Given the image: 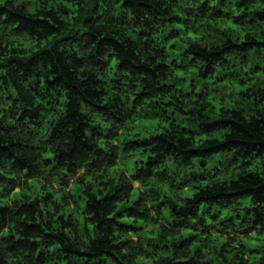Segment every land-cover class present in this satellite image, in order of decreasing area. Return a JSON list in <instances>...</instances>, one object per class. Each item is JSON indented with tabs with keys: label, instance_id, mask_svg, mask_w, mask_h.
Masks as SVG:
<instances>
[{
	"label": "clouds",
	"instance_id": "9594fccd",
	"mask_svg": "<svg viewBox=\"0 0 264 264\" xmlns=\"http://www.w3.org/2000/svg\"><path fill=\"white\" fill-rule=\"evenodd\" d=\"M123 3L73 0V5L80 6L77 13L72 5L68 12L64 0H0V153L5 148L12 153L11 159L0 155V264H84L79 254L95 251L101 242L107 255L97 257V264H181L186 260L195 264L208 256L216 258L214 264H248V248L242 247L244 230L248 229L249 239L257 231L264 233V220L260 227L253 225L255 213L264 216V204L220 194L231 190L225 181L234 179L237 172L264 184V167L256 160L257 152L259 160H264V136L258 147L244 142V134L255 125L257 108L264 112L260 100L264 67L259 69L262 75H254L256 65H264V46L259 54L248 55L249 37V45L235 48L232 41L240 45L244 39L238 36L240 30L235 26L221 30L218 17L228 14L243 32L264 31V12L257 11L264 10V0H129L131 6L120 7ZM14 13L20 17L15 23ZM93 40L115 47L98 55ZM173 43L177 51L169 53ZM112 55H120L128 71L105 67V62L115 64L109 60ZM12 58L19 60V66L9 64ZM49 67L60 75L57 84L65 78L61 70L68 69L66 85L39 83L51 75ZM141 68L151 70L147 77L138 74ZM188 74L192 80L180 79ZM222 80L229 81V86ZM250 80L255 81L251 91L244 90L243 95L236 91L237 82ZM94 81H102L103 90L84 91ZM12 82L20 89L15 106L8 100L17 96ZM72 86L81 90L80 95L73 96L71 103L67 99L60 103V94ZM197 91L202 98L193 102ZM165 99L172 101L167 112ZM214 100L221 101L223 111L211 106ZM21 113L32 119H22ZM49 113L59 119H48ZM138 120H157L161 127L136 129ZM216 121L231 132L212 137L209 144L199 141L208 149L205 157L215 153L201 167V160L190 159L182 150L196 147L195 137L215 127ZM185 129L190 130L188 138ZM134 131H139L135 139L148 142L129 144ZM146 154L155 159L141 171L135 161ZM17 158L24 162L23 169ZM247 161L253 162L252 168ZM113 166L118 169L117 179ZM214 169L218 170L215 179ZM193 175L206 177L207 187L196 189L200 194L189 199ZM130 190L142 197L132 214L147 218L137 220L134 228H121L109 217L115 216L117 200L128 207ZM106 192L108 199L103 198ZM204 198L207 203L201 204ZM136 199L131 195V200ZM162 200L163 208H157ZM89 213L90 222L100 225L94 232L88 230ZM61 214L62 226L55 219ZM49 231L55 235H46ZM189 234L197 237L201 248L195 259L191 241L180 246ZM221 238L226 241L223 246Z\"/></svg>",
	"mask_w": 264,
	"mask_h": 264
},
{
	"label": "trees",
	"instance_id": "16d2710c",
	"mask_svg": "<svg viewBox=\"0 0 264 264\" xmlns=\"http://www.w3.org/2000/svg\"><path fill=\"white\" fill-rule=\"evenodd\" d=\"M64 4H65V8L67 9L68 12L72 11V8L69 7L70 5H72L73 7L76 8L77 13L80 12L79 4L73 5V0H64ZM125 5L131 6L130 3H129V0H124V3L120 4V7H125ZM147 7L150 8L151 5H148ZM257 11H258V13L259 12H264V10H262V9H258ZM11 19H12V22L15 23L16 20L20 19V17L17 14L14 13ZM176 20H177V23H179V18H176ZM228 21H229L230 24L232 23V26L230 25L231 27L228 28V29H232L233 26H235V29L240 30L238 32V36H243V38H244L240 45H236L235 44V39H234L232 41L233 46L235 48H237V49H243L244 45H249V37H250L251 41H252V44L248 46L247 54L248 55L259 54L260 53V46H264V31H256V32H253V33L243 32L242 29H241V26L236 23V20L228 19V14H224V15H221V16L218 17L219 24H220V22L221 23H227ZM216 22L217 21H213V23H216ZM225 30H227V29H225ZM190 35H194V34H190ZM53 37H54V34H51L49 36V39H53ZM103 39L104 40H109L108 37H104ZM111 39L114 41L115 37H112ZM92 42H93L94 46L97 48V54L98 55L102 54L106 50V48H108V47H115V44H113L111 42L109 44H106V45L103 44V42L97 43L95 40H93ZM144 42H145V44L148 43L147 37L144 38ZM7 51L15 53L16 49L15 48H8ZM161 51H164V50H161ZM167 51L169 53H171L173 51H177V45L175 43H173L171 45V47ZM37 55H39V53H37ZM109 60L110 61H114L115 64H111V63L105 62V67H113L114 66V67H116V69L118 71H128V67L125 66L126 62H125V60H121L120 59V55H112V56L109 57ZM172 62L175 63V61H172ZM13 63H16L18 66L20 64L19 60L16 59V58H12V59L9 60V64H13ZM96 63L99 64L100 62L97 61ZM128 65L130 66V61H128ZM258 65H260V64H257L256 69H257L258 72H260L259 71L260 67H258ZM0 67H2V65H0ZM164 67L166 68V66H164ZM79 68L81 70H83L84 65L80 64ZM61 71L64 74L65 78H64V80H61L60 84H57V80L60 79V75H58L57 71L52 69L51 67H49V72L51 73V75L48 78H46V79H44V78L40 79L39 83L48 84L50 87H56V88L61 87L62 84L66 85L68 69L67 68H63ZM150 71L151 70H145V69L141 68L139 70L138 74L141 75V76L147 77ZM180 71L183 72L184 69L180 68ZM189 78H191L190 74L185 75L183 77H180L181 80H188ZM92 79L93 78L91 76L88 77V81H91ZM88 81H85L84 83H88ZM5 83L7 84L8 81H5ZM101 83H102V81H94L90 85V87L87 88V89H84V91H86V92L102 91L103 89L100 88V84ZM114 83H119V82L118 81H114ZM237 83L244 84L245 82L244 81H240V82H237ZM237 83L235 85H238ZM226 84L229 85V81L226 80ZM250 85L254 87L255 83L251 82V80H250L248 82V86L247 87H245V86H241L240 87L241 95L244 94V90H247V91H251L252 90ZM10 87L16 89V91H17L16 98H13L11 96L8 97V100L11 101L12 104L15 106L19 102L20 89L17 87V84L15 82H12ZM171 87H175V85H173ZM4 90L7 91V88H5ZM80 91L81 90L79 88H76L75 86L65 87L64 91L60 94L61 95L60 103H63L65 99H67L68 102L71 103L72 102V97L80 95ZM157 91H160V90L158 89ZM69 93H71V95H69ZM161 95L166 96L167 93H161ZM188 95H191V92H189ZM252 95L255 96L256 93L253 92ZM81 98H83V97H81ZM201 98L202 97H201L200 91H197L195 96L192 97V101L195 102L196 100H199ZM41 99H43V97H41ZM151 100L153 102L157 103V104L160 103V101H156L155 100V97H151ZM260 100L263 101L264 100V96H261ZM85 102H88V101L86 100ZM49 103H51V101H49ZM132 103H133V105L136 104V98L135 97L132 98ZM163 103L165 105L164 111L167 112L168 109L170 108L171 104H172V101H171V99H165L163 101ZM210 104L214 108L212 101H210ZM28 111H30V109H25V112H28ZM65 111H68V110L65 109ZM218 111H223V109L219 108ZM20 115H21L22 119H27V120H31L32 119L31 116H26L25 113H21ZM181 115H184V111L183 110H181ZM188 116L190 118L191 110H189ZM53 118L59 119L58 117H55L53 113H49L48 119L51 120ZM253 120L255 121V125L251 129H249L247 133L244 134V142H246L249 145H254V146L258 147L259 144H260V139L259 138L261 136H264V112H262L259 107L256 110V115L253 117ZM146 122H148L149 125ZM150 122L151 121H140V120H138V121H136L135 128H136L137 124L141 125L142 128L145 127V126L161 127V125L159 124V122L157 120H156V123L154 125L150 124ZM214 123L216 125L215 127L207 129L204 132V134L207 135L206 139H203L205 144L211 143L212 142L211 141L212 137H220L221 134L228 135L231 132V129L225 123H222L220 121H216ZM167 127L170 128L171 125L168 124ZM184 131H185V137L188 138L190 136V134H191L190 130L185 129ZM137 135H139V132L134 131L133 137L129 140V144L142 146V145H144V144H146L148 142L147 140H137V139H135V137ZM160 136L161 137L163 136V131L160 132ZM195 140H196V143H197L196 147L189 146V147L183 149L182 151L184 153H186V154H190L189 158L192 159V160H196V159L201 160V165L204 166L205 162L207 161V159L211 155H215V153L214 152H209L208 153V157H205L203 155V153L208 152V149H203L202 146H200L199 141L201 139H199L198 137H195ZM220 143H224V141L221 139ZM173 147H175V145H173ZM137 150H139V149H137ZM227 150L232 151L233 149L229 148ZM0 155H4L8 159L12 158V153L9 152L7 148H5L3 150V152L0 153ZM50 158L51 157H49V159ZM153 159H155L154 155L146 154V158L141 159V160H137V161H135V163L140 164L142 166L141 167V171H144L143 166L147 165ZM256 160L262 167H264V160H259V152H257ZM16 162L19 164V166L22 169L25 167L24 162L22 160H19V158H17ZM246 163H247V166L248 165H252L253 166V162L252 161H247ZM241 167H244V165L242 164ZM116 171H118V169L116 168V166H113V173H114L113 178L114 179H117V177L115 176V172ZM249 177H254V173L253 172H249ZM225 183L229 184V187H230L231 190L227 191V192H224V193H221L220 195L225 196V197H230V198H233V199H237V200L248 199L251 203L264 204V184H260L258 182V179H256V178H242V177L239 176V173H237L236 177L234 179H230L228 181H225ZM202 186L206 188L207 184L206 185H199V186L195 185L193 188H194V190H196V189H200ZM74 191H75V189H74ZM133 194H135L137 196L136 200H131V195H133ZM199 194L200 193L198 191H194V193H192V196L188 197V198L189 199H195V197L198 196ZM57 195L59 196V194H57ZM85 195H87V193H85ZM108 195H109V193L106 192L104 194L103 198L104 199H108ZM48 196H51V192L48 193ZM47 198L48 197L46 196L45 199H47ZM59 198H60L61 201H63V197L62 196H59ZM141 199H142V197L139 195L137 190H130L129 200L127 201L128 207H124L123 206L124 203H125L124 201L117 200L116 201V213H115V216H110L109 218L113 222H115L116 224L120 225L121 228H125V227L134 228L137 220H144V219L147 218L144 214H140L139 216H136V215L132 214L135 205L138 204ZM204 203H207V198H204V199L201 200V204H204ZM229 203H231V200H229ZM162 206H163V200L161 201L160 205H156V207L160 208V209L163 208ZM31 207H32L31 205H28L29 209ZM2 211H4L5 214L7 213L6 209H4ZM172 211H173V213H175V209L174 208L172 209ZM253 211L254 210L249 209V212H253ZM125 213H128V215L125 216ZM246 215H247V213H246ZM91 216H92V213H89L88 230L94 232L97 227H100V225L99 224L93 225L90 222ZM255 216H256V219L253 221V225H254V227H260L261 226V220H264V216H261L259 213H255ZM117 218H119V219H117ZM238 218L239 217L237 216V219ZM55 219L58 220V221H61V226L63 225L64 217H63L62 214L56 216ZM128 219H131L133 221L132 225H128L126 223V221ZM228 219L231 220V217H228ZM173 224H175V220L173 221ZM29 227H32L31 223L29 224ZM48 227H56V225H50ZM183 231H185V230L182 229V232ZM244 232H245L244 238L246 240H248V241H251L256 236L264 235V233H261V232L257 231L249 239L248 235H247L248 229H245ZM46 235L54 236L55 234L52 233L51 231H49L48 233H46ZM151 235L152 234L149 233V237H151ZM185 241H191V243L189 244V247L192 249L193 254H194L193 255V259H195V254L201 252V248H200V246L198 244L197 237L192 235V234H189V235L185 236L184 237V241L181 242V245H180L181 247H183ZM33 243H38V241L34 240ZM122 243H128V241H123ZM225 243H226V241H224L223 238H221V245L223 246ZM113 247H117V246L113 245ZM242 247L248 248V254H249L248 264H264V248H249V247L245 246L244 243L242 244ZM105 255H107V252L105 250L103 242H101L100 244L96 245V250L95 251L87 252V253L81 252L79 254V256L83 258L84 264H97V257L105 256ZM65 259H67V257H65ZM215 259L216 258L214 256H208L207 259H203L202 258L200 260H195V264H214ZM181 264H192V261L191 260L182 261Z\"/></svg>",
	"mask_w": 264,
	"mask_h": 264
},
{
	"label": "rangeland",
	"instance_id": "374dc122",
	"mask_svg": "<svg viewBox=\"0 0 264 264\" xmlns=\"http://www.w3.org/2000/svg\"><path fill=\"white\" fill-rule=\"evenodd\" d=\"M232 26V23L230 24L229 23V21L227 22V23H221L220 22V28H221V30H225V29H228V28H230L231 26ZM256 67H257V65H256ZM258 67H264V65H258ZM245 75H247V73H245ZM254 75L255 76H259V75H262V73L261 72H258V71H256L255 73H254ZM181 77H183V76H181ZM188 80H192V77L191 78H189ZM251 82H254L255 83V81L254 80H251ZM221 83L225 86V87H228L229 85H227L226 84V80H222L221 81ZM238 85H235V89H236V91H238V92H240L241 90H240V87L241 86H245V87H247L248 86V83L246 84V83H244V84H240V83H237ZM189 88H191V84H189ZM229 95H231V93H229ZM264 101V100H263ZM213 102V106H214V108H216L217 110H219V105H220V102L221 101H219V100H214V101H212ZM148 125H149V123L148 122H146ZM156 123V120H152L151 122H150V124H152V125H154ZM157 126V125H156ZM142 127H141V125H139V124H137L136 125V129H141ZM137 132H139V131H137ZM206 137H207V135L206 134H204L203 133V135L202 136H199L198 138L199 139H206ZM196 160H198V159H196ZM208 160V159H207ZM207 163V161L205 162V164ZM205 166V165H204ZM204 166H202L201 165V167H204ZM248 167L249 168H252L253 166L252 165H248ZM238 173V172H237ZM218 174V170H216V169H214L213 170V174H212V178L213 179H215L216 178V175ZM230 179H232V178H230ZM229 179V180H230ZM207 184V178L206 177H204L203 175H201L200 177H197V176H195V175H193L192 176V185H193V187L196 185V186H199V185H206ZM191 188L190 189V191L192 192V193H194V191H196V190H194V188ZM191 197V196H190ZM163 207V206H162ZM243 243L245 244V246H247V247H249V248H264V235H262V236H256V237H254L251 241H248V240H246L245 238H244V240H243Z\"/></svg>",
	"mask_w": 264,
	"mask_h": 264
}]
</instances>
